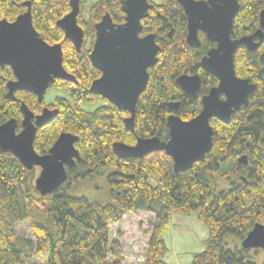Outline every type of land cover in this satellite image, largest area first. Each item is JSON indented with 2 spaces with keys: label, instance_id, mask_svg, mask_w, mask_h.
I'll return each mask as SVG.
<instances>
[{
  "label": "trees",
  "instance_id": "1",
  "mask_svg": "<svg viewBox=\"0 0 264 264\" xmlns=\"http://www.w3.org/2000/svg\"><path fill=\"white\" fill-rule=\"evenodd\" d=\"M88 1L81 0L78 17L86 34L79 53L57 27L72 10L70 0H0V19L10 22L25 13L24 4L30 2L36 30L47 43L62 44L64 67L77 80H57L49 89L63 94L47 106L57 109L58 114L37 130L35 150L47 154L59 135L68 132L78 137L75 146L81 155L77 165L67 169L68 181L53 194L43 196L35 186L37 168L28 170L12 154L0 151V264H36L34 261L40 259L46 264H124L122 245L111 241V225L135 211L154 215L145 264H168L164 235L177 215H196L209 228L206 249L195 254L190 264H256L250 256L253 249H230L226 239L232 236L242 242L256 223L264 224V42L255 51L240 46L235 53L237 75L257 85L249 105L235 111L229 124L211 119L213 149L204 161L176 172L173 158L166 152L123 159L114 153L113 144L134 145L139 138L167 140L171 114L185 121L195 118L202 110V98L219 83L200 64L215 43L200 34L201 47H190L178 1L149 0L155 8L143 20L141 35L156 33L161 50L137 103L135 131L129 132L125 118L130 113L90 93L92 83L101 76L89 58L95 26L107 12L117 24L125 21V14L119 0H99L86 12ZM238 1L233 38L259 29L264 9V0ZM182 74L201 76L197 98H190L178 85ZM14 79L10 67H0V122L15 119L20 132L21 103L36 115L46 105L45 100L40 103L37 96L24 91L16 92L17 102L10 101L7 84ZM82 103L100 104L88 111ZM170 103H179V109L172 110ZM243 156H247L248 165L239 162ZM101 167L114 169L108 175L111 196L106 203L69 194L72 184L98 174ZM155 174L157 185L151 183ZM219 180L231 186L220 189ZM23 222L29 224L34 240L19 235L16 225Z\"/></svg>",
  "mask_w": 264,
  "mask_h": 264
},
{
  "label": "water",
  "instance_id": "2",
  "mask_svg": "<svg viewBox=\"0 0 264 264\" xmlns=\"http://www.w3.org/2000/svg\"><path fill=\"white\" fill-rule=\"evenodd\" d=\"M125 14L124 23L114 22L107 12L96 24V38L89 58L101 72L90 93L101 96L120 111L130 113L125 118L126 130L135 131L137 103L146 90L150 78L149 69L158 63L161 50L157 34L142 36L143 20L149 17L155 4L149 0H119ZM188 20L187 43L200 48V32L216 44L201 60V67L218 79L202 98L201 112L191 120H183L176 114L167 119L169 138H139L134 145L123 142L113 144L114 153L123 159L143 158L153 152H166L174 161L176 172L187 171L197 162L205 160L213 149L214 128L211 119L229 124L235 111L249 105L250 96L257 85L236 73L235 53L240 46L255 51L264 42V9L260 12V28L251 35L233 38L234 22L240 11L238 0H177ZM71 12L57 22V27L71 41L79 53L85 41V30L79 25L81 0H70ZM27 11L15 21L0 19V67H10L15 79L8 82L7 98L17 102V91L37 96L43 103L47 91L57 80L77 83L74 75L64 67L62 44L47 43L36 30L30 2ZM173 31L171 32V35ZM181 89L190 97L197 98L202 87L198 74H182L177 78ZM178 110L179 103H170ZM22 129L17 132V121L0 122V151L10 153L20 163L32 170L39 168L36 190L43 196L53 194L68 181L67 169H72L81 159L75 144L78 137L63 132L47 154L41 155L34 148L37 130L51 122L57 109L44 107L36 115L22 102ZM248 165L247 156L239 160ZM245 249H264V224L256 223L242 241Z\"/></svg>",
  "mask_w": 264,
  "mask_h": 264
},
{
  "label": "rangeland",
  "instance_id": "3",
  "mask_svg": "<svg viewBox=\"0 0 264 264\" xmlns=\"http://www.w3.org/2000/svg\"><path fill=\"white\" fill-rule=\"evenodd\" d=\"M98 1L89 0L85 4L86 12ZM151 1L154 3L159 2V0ZM62 94L63 92L56 88L47 91L45 105L50 107L55 97ZM99 104L82 103L81 106L85 110L93 111ZM37 171L39 175L40 169L37 168ZM113 171V168L101 167L98 174L72 184L69 194L73 197H86L92 203H106L111 196L108 175ZM158 178V175L155 174L151 178V183L157 185ZM218 182L220 189H228L231 186L225 180H219ZM153 220V214L135 211L125 215L121 222L111 225V241H118L122 245L124 264H145ZM16 228L19 235L24 238L35 239L27 222L18 223ZM208 237V226L202 223L196 215L175 216L164 235L168 246L166 256L168 264H190L195 254L201 253L206 249ZM226 244L230 249L242 246V242L232 236L226 239ZM250 256L256 264H264V249H253L250 252ZM34 263L46 264V261L45 259H40L34 261Z\"/></svg>",
  "mask_w": 264,
  "mask_h": 264
},
{
  "label": "flooded vegetation",
  "instance_id": "4",
  "mask_svg": "<svg viewBox=\"0 0 264 264\" xmlns=\"http://www.w3.org/2000/svg\"><path fill=\"white\" fill-rule=\"evenodd\" d=\"M205 1H207V0H205ZM183 9V8H182ZM152 11V10H151ZM150 11V12H151ZM183 11H184V9H183ZM184 15H185V20H186V28H187V32H188V20H187V16H186V14H185V11H184ZM124 23V22H123ZM188 34V33H187ZM200 34H204V33H202V32H200ZM200 36V35H199ZM201 40V39H200ZM215 46H216V44H215Z\"/></svg>",
  "mask_w": 264,
  "mask_h": 264
}]
</instances>
